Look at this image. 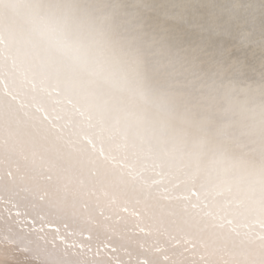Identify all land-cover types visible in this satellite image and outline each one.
<instances>
[{"label":"bare ground","instance_id":"obj_1","mask_svg":"<svg viewBox=\"0 0 264 264\" xmlns=\"http://www.w3.org/2000/svg\"><path fill=\"white\" fill-rule=\"evenodd\" d=\"M0 264H264V0H0Z\"/></svg>","mask_w":264,"mask_h":264}]
</instances>
